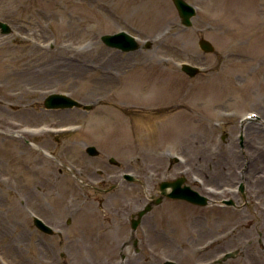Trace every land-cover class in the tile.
<instances>
[{"label": "rangeland", "instance_id": "rangeland-1", "mask_svg": "<svg viewBox=\"0 0 264 264\" xmlns=\"http://www.w3.org/2000/svg\"><path fill=\"white\" fill-rule=\"evenodd\" d=\"M186 1L188 27L173 0H0L12 28L0 29V264H84L91 222L181 176L212 200L159 206L178 213L180 238L264 264V0ZM120 31L139 48L100 39ZM52 93L93 108L47 109ZM34 215L66 230L54 247L38 246Z\"/></svg>", "mask_w": 264, "mask_h": 264}, {"label": "flooded vegetation", "instance_id": "flooded-vegetation-1", "mask_svg": "<svg viewBox=\"0 0 264 264\" xmlns=\"http://www.w3.org/2000/svg\"><path fill=\"white\" fill-rule=\"evenodd\" d=\"M128 181L129 183H136L135 180ZM158 200H160L159 203H157ZM210 200L212 199L208 198V203ZM165 201L185 200L162 195L159 183V191L150 193L145 202H129L132 207L131 210H128L127 207L110 210L105 221H118V224L114 223V227L112 225L110 227L104 226V220L99 225L96 224V220L91 222L90 227L84 229V233L79 237L81 240L84 235V243H87L84 245V264H166L168 262L175 264H244L242 259L248 261L247 250L243 246L225 249L219 240H206L201 244L196 240L181 239L180 236L183 237L180 233L183 231L182 221L179 222L180 218L178 213H174V209L170 211L159 207ZM136 206L138 207L136 208ZM148 206L150 207L140 216L139 213ZM102 209L104 210V208ZM191 222L189 229L193 231L195 227ZM47 224L52 229L51 233L34 224L41 235L40 240H38L39 247H54L55 240L51 238L56 235L65 236L66 230L64 228L61 231L59 228ZM124 225L127 228L124 229ZM90 230L93 234L90 237L91 240L88 241L86 235ZM173 241H176L177 249L174 248ZM158 249L163 255H167L169 252L175 255H167L162 258V256L156 255ZM227 252H231V254L224 257L223 255Z\"/></svg>", "mask_w": 264, "mask_h": 264}, {"label": "water", "instance_id": "water-1", "mask_svg": "<svg viewBox=\"0 0 264 264\" xmlns=\"http://www.w3.org/2000/svg\"><path fill=\"white\" fill-rule=\"evenodd\" d=\"M175 7L177 8L178 14L181 18V22L186 27L192 26V18L197 14L196 8L188 3L186 0H173ZM0 29L3 34H9L12 32V28L8 23L0 21ZM102 42L111 48L120 49L122 51H133L137 48L138 42L137 40L130 34L125 31H120L115 34H104L101 36ZM199 46L205 52H213L215 50L214 46L210 41L205 38H201L199 40ZM182 69L188 73L190 76H194L200 70L198 67H194L188 64H184ZM44 107L47 109H70L74 107H80L85 110H91L93 108L90 104H82L76 99L68 96L63 93H52L49 94L44 101ZM87 153L91 156H97L99 151L95 146L87 147ZM111 162L116 163L114 158H111ZM126 177L131 178L126 175ZM133 180V179H132ZM186 181L184 177L178 178L175 181L171 182H161L160 183V192L164 196H169L172 198L184 199L199 205H207L208 198L204 195H201L195 190H192L189 186L182 184ZM170 188V190H168ZM244 187L242 185L241 191L243 192ZM160 200L157 201L159 203ZM230 204L232 203L229 202ZM150 206L146 207L142 212L139 213L141 216L144 214ZM35 224L40 227L42 230L51 233L52 229L48 227L45 223H43L40 219L34 218ZM166 264H174L172 262H168Z\"/></svg>", "mask_w": 264, "mask_h": 264}, {"label": "bare ground", "instance_id": "bare-ground-1", "mask_svg": "<svg viewBox=\"0 0 264 264\" xmlns=\"http://www.w3.org/2000/svg\"><path fill=\"white\" fill-rule=\"evenodd\" d=\"M247 123H248V126H246L245 129L247 130V133H248V132L251 130V128H252V124H251L252 122H247ZM258 124H259V123H258ZM259 125H261V123H260ZM258 127H259V126H258ZM258 127H257V129H258ZM260 130H261V131H264V130H262V127H260ZM244 179H246V176H243L242 180L245 181ZM25 260H26V259H25Z\"/></svg>", "mask_w": 264, "mask_h": 264}]
</instances>
